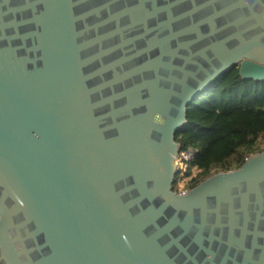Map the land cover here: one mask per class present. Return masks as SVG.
Listing matches in <instances>:
<instances>
[{"label":"water","instance_id":"water-1","mask_svg":"<svg viewBox=\"0 0 264 264\" xmlns=\"http://www.w3.org/2000/svg\"><path fill=\"white\" fill-rule=\"evenodd\" d=\"M231 69L264 81V0H0V264H264V150L173 190Z\"/></svg>","mask_w":264,"mask_h":264},{"label":"trees","instance_id":"trees-1","mask_svg":"<svg viewBox=\"0 0 264 264\" xmlns=\"http://www.w3.org/2000/svg\"><path fill=\"white\" fill-rule=\"evenodd\" d=\"M186 120L175 139L182 150H196L189 169L198 174L188 190L264 150V81L244 80L231 69L188 106ZM173 190L181 192L176 182Z\"/></svg>","mask_w":264,"mask_h":264},{"label":"built area","instance_id":"built-area-1","mask_svg":"<svg viewBox=\"0 0 264 264\" xmlns=\"http://www.w3.org/2000/svg\"><path fill=\"white\" fill-rule=\"evenodd\" d=\"M196 154V150L192 149V148H188L185 150H180L176 159V165H177V174H176V182L179 180H183V179H192L193 177H195V175H193V173H198V169L196 168H192L189 169V163L190 161L194 158ZM191 173V175L187 176L188 173ZM185 190H182L181 192H184Z\"/></svg>","mask_w":264,"mask_h":264},{"label":"rangeland","instance_id":"rangeland-1","mask_svg":"<svg viewBox=\"0 0 264 264\" xmlns=\"http://www.w3.org/2000/svg\"><path fill=\"white\" fill-rule=\"evenodd\" d=\"M198 173H193V175H197ZM188 182H189V179H183V180H181V181H177L176 183H177V186H178V188L182 191V190H185V187L187 186V184H188Z\"/></svg>","mask_w":264,"mask_h":264}]
</instances>
